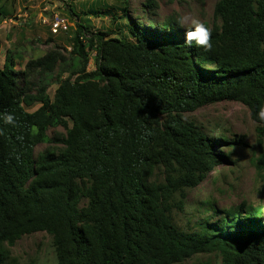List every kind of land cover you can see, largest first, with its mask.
I'll use <instances>...</instances> for the list:
<instances>
[{"label": "trees", "instance_id": "obj_1", "mask_svg": "<svg viewBox=\"0 0 264 264\" xmlns=\"http://www.w3.org/2000/svg\"><path fill=\"white\" fill-rule=\"evenodd\" d=\"M122 3L110 18L123 27L77 23L68 57L49 50L16 70L7 49L0 62V264H17L8 246L37 232L50 236L56 264H182L198 254L264 264L263 202L185 208L187 190L242 144L187 118L201 107L246 106L264 169V0H217L212 25L203 22L209 51L185 45L192 29L178 16L144 24ZM101 5L90 13L106 12ZM57 127L64 133L47 135ZM41 143L54 145L35 155Z\"/></svg>", "mask_w": 264, "mask_h": 264}, {"label": "rangeland", "instance_id": "obj_2", "mask_svg": "<svg viewBox=\"0 0 264 264\" xmlns=\"http://www.w3.org/2000/svg\"><path fill=\"white\" fill-rule=\"evenodd\" d=\"M216 1L156 0L158 7L152 12L145 5V0H128L127 15L144 24H148L151 17L155 22H161L169 15H176L189 18L183 28H191V19L194 18L212 25ZM96 2L104 4L107 9L100 16L90 13L97 6ZM104 5L100 7L104 9ZM121 6L122 0H0V7L6 12L5 19L0 23V62L7 49L18 57L16 70H22L28 60L41 57L49 50L55 49L68 57L77 23H82L92 32L116 30L117 26L123 27L124 20L111 21L110 14H120ZM56 19L64 20L67 29L52 32L51 23ZM93 60L94 54L89 52L87 70L94 68ZM55 87L54 83L49 87L50 95ZM186 116L206 130L209 127L225 129L229 138L242 139V144H235L229 159L221 161L202 184L187 190L186 201L189 204L185 208L191 210V205L202 208L201 202L204 201L210 202L217 210L233 207L242 201L264 203V169L259 168L257 162V124L251 119L248 108L240 102L223 100ZM56 133L63 134V128L49 129L47 135ZM53 145L41 143L36 146L34 154ZM261 145L264 147V140ZM228 150L220 148L222 154ZM208 213L211 214L212 210ZM177 218L178 223L186 225L185 216L179 214ZM8 249L17 264H56L51 238L45 232L23 236ZM182 264H219V260L213 254H198Z\"/></svg>", "mask_w": 264, "mask_h": 264}, {"label": "clouds", "instance_id": "obj_3", "mask_svg": "<svg viewBox=\"0 0 264 264\" xmlns=\"http://www.w3.org/2000/svg\"><path fill=\"white\" fill-rule=\"evenodd\" d=\"M188 17H180L177 20L179 26L183 27L188 24ZM191 29L186 31L185 45L188 47L195 46L197 49L203 51H209L212 49V31L206 26L205 23L199 19H191ZM258 117L260 121H264V108H260L258 111ZM4 123L7 125L15 126V118L13 115L8 114L4 117Z\"/></svg>", "mask_w": 264, "mask_h": 264}, {"label": "built area", "instance_id": "obj_4", "mask_svg": "<svg viewBox=\"0 0 264 264\" xmlns=\"http://www.w3.org/2000/svg\"><path fill=\"white\" fill-rule=\"evenodd\" d=\"M58 29H67V25L64 20L56 19L54 22L51 23V31L56 33Z\"/></svg>", "mask_w": 264, "mask_h": 264}]
</instances>
